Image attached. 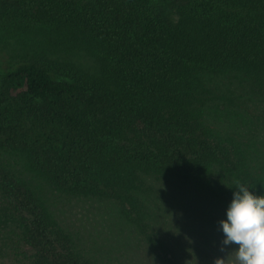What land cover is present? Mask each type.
Wrapping results in <instances>:
<instances>
[{
    "label": "trees",
    "instance_id": "1",
    "mask_svg": "<svg viewBox=\"0 0 264 264\" xmlns=\"http://www.w3.org/2000/svg\"><path fill=\"white\" fill-rule=\"evenodd\" d=\"M236 181L264 195V0H0L10 264H214Z\"/></svg>",
    "mask_w": 264,
    "mask_h": 264
},
{
    "label": "clouds",
    "instance_id": "2",
    "mask_svg": "<svg viewBox=\"0 0 264 264\" xmlns=\"http://www.w3.org/2000/svg\"><path fill=\"white\" fill-rule=\"evenodd\" d=\"M236 191L227 207V219L219 223L224 239L221 251H232L214 259V264H264V195H255L236 181Z\"/></svg>",
    "mask_w": 264,
    "mask_h": 264
},
{
    "label": "rangeland",
    "instance_id": "3",
    "mask_svg": "<svg viewBox=\"0 0 264 264\" xmlns=\"http://www.w3.org/2000/svg\"><path fill=\"white\" fill-rule=\"evenodd\" d=\"M83 60H86L88 64L91 63L90 59L88 58H83ZM22 89V85H18L17 87L16 86H13L12 87V91L14 92L15 90H20ZM255 108V107H254ZM256 111L260 110V109H257L255 108ZM34 182L37 184V185H40L42 186L44 192L46 194H49L48 196L50 198H52V201H53V204H55L56 207L58 208H61L63 209L64 211V216L67 217V219H71V221L73 220L74 222H77V223H80L81 221H86L87 223L84 224L83 226L86 227L87 229L89 230H94L100 223L101 221L100 220H97V216L99 215V211L96 212V215L92 216V217H84L83 214H81V211L79 209H77V207L73 206L69 200L67 198H65L64 201L60 202L61 200L60 199H57V195L56 193L50 189L48 187V185H46L42 180H40V178L38 177H35L34 179ZM63 199V198H61ZM68 205H66V203H68ZM88 209H91L89 210L88 212H92V211H95L96 209L90 207ZM87 209V210H88ZM74 218V219H73ZM102 235H105V236H108V232L107 231H104ZM10 256H5L3 257L2 254L0 255V264H10Z\"/></svg>",
    "mask_w": 264,
    "mask_h": 264
}]
</instances>
